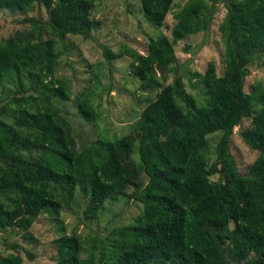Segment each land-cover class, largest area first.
Masks as SVG:
<instances>
[{"label": "trees", "instance_id": "16d2710c", "mask_svg": "<svg viewBox=\"0 0 264 264\" xmlns=\"http://www.w3.org/2000/svg\"><path fill=\"white\" fill-rule=\"evenodd\" d=\"M22 1L0 0V7ZM138 1L156 27L171 14L169 37H150L143 53L124 44L116 51L103 44L100 48L107 64L128 58L139 90L155 89L136 119L137 146L147 151L143 168L130 159L133 140L126 134H98L78 151L65 111L53 100L68 99L65 82L52 78L64 37L92 38L91 30L99 25L89 17L90 0H38L45 18L36 24L53 37L0 48V87L14 78L15 91L22 92L3 97L0 105V229H28L40 213L58 220L59 209L74 203L76 191L87 199L83 216L88 219L108 201L134 197L141 203L138 214L110 231L105 244L74 228L59 233L53 239L54 261L98 264L105 245L115 264H233L250 254H255L254 264H264V87L257 82L243 91L246 65L264 58V0H182L176 10L175 0ZM219 3L225 9L218 25L222 72L216 74L212 61L206 64L199 78L203 99L198 101L182 90L183 76L172 65V44L206 30ZM157 70L171 73L170 81L165 83ZM74 98L81 117L94 121L89 101ZM7 106L12 111L8 121L3 118ZM242 118H249L250 127L240 136L258 152L244 174L228 149ZM212 133L218 138L207 164L204 149ZM214 174L220 179L210 180ZM129 187L134 190L128 192ZM0 264H21V258L8 252Z\"/></svg>", "mask_w": 264, "mask_h": 264}, {"label": "rangeland", "instance_id": "374dc122", "mask_svg": "<svg viewBox=\"0 0 264 264\" xmlns=\"http://www.w3.org/2000/svg\"><path fill=\"white\" fill-rule=\"evenodd\" d=\"M90 1L92 6L89 17L98 20L99 25L91 30L92 38L82 39L73 35L64 37L65 48L52 70V78L65 82L68 99L53 100L65 111L78 151L90 145L98 134L107 138L126 134L133 140L130 159L136 164H141L143 168L147 151L137 146L136 119L139 111L154 96L155 89L139 90L137 88L139 81L130 73L128 58L117 57L107 64L101 54L100 45L109 46L111 51H116L120 44H124L143 53L150 37L160 33L169 37L173 19L168 13L163 25L156 27L144 17L138 0ZM182 4V0H175L172 9L176 10ZM224 12L223 5L216 4L206 30L184 36L172 44L174 51L172 65L183 76L182 90L198 101L203 99L199 78L206 64L212 61L215 64L216 74L222 72L223 46L219 38L218 25ZM44 18L45 12L38 0H23L19 5L0 7V48L21 46L53 37L49 29L39 28L36 24L42 22ZM56 48L60 51L61 46L56 44ZM246 68L243 91L248 92L257 82L264 87V58L248 63ZM157 75L164 77L165 83L169 82L172 76L171 73H162L159 70ZM23 81L27 84L28 78ZM17 89H19L18 81L14 78L9 81L6 88L0 87V105L5 99L3 97L12 93L17 95L22 93L16 92ZM78 95L85 97L91 104L96 113L94 121H85L81 117L76 108V99H73ZM11 113V109L7 106L3 115L4 120H10ZM248 127H250L249 118H242L233 128L228 145L240 174L246 172L248 165L258 153L240 136L239 132ZM217 138L218 133L207 136V146L204 149L207 164L214 158L213 147ZM141 177V185H143L146 178L143 174ZM209 179L219 180L220 177L214 174ZM131 190L134 188L129 187L128 192ZM86 202V197L76 191L74 203L59 209L58 220L50 219L45 213H40L28 229H0V256L12 252L20 256L21 264H57L54 261L53 239L59 233L62 231L69 233L74 228L79 235L95 236L105 244L111 238L109 232L130 224L141 208L137 198L121 197L106 202L96 217L88 219L83 216ZM13 243L18 244L20 248L10 247ZM23 249L31 252L33 258L28 259ZM254 261L255 254H250L246 259L233 264H254ZM98 264H115L105 245L103 258Z\"/></svg>", "mask_w": 264, "mask_h": 264}]
</instances>
